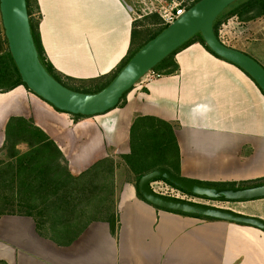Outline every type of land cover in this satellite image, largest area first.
<instances>
[{
	"label": "crops",
	"instance_id": "1",
	"mask_svg": "<svg viewBox=\"0 0 264 264\" xmlns=\"http://www.w3.org/2000/svg\"><path fill=\"white\" fill-rule=\"evenodd\" d=\"M130 1L134 7L126 0H37L40 38L54 69L74 79L108 74L128 51L133 20L177 3ZM252 23L249 49L231 47L264 67V16ZM233 24L231 18L223 22L221 36L231 32ZM3 34L0 18V52ZM174 59L176 73L138 81L123 106L95 116L75 119L23 85L0 92V168L11 163L12 172L19 166L22 170L27 159L18 166L17 161L31 153L25 142L4 148L7 122L15 116L30 120L57 146L65 165L59 175L68 170L78 176L107 157L119 164L113 181L118 219L114 232L108 222L93 218L71 242H56L50 236L65 234L63 227L47 224L38 230L33 217L6 214L0 217V259L7 264H264L263 231L157 209L137 196L134 179L120 158L130 150L133 119L154 116L173 127L182 177L226 182L264 176V94L258 85L199 42L178 51ZM35 168L31 179L22 173L13 186H42L33 178ZM31 198L48 206L53 201L50 196Z\"/></svg>",
	"mask_w": 264,
	"mask_h": 264
},
{
	"label": "trees",
	"instance_id": "2",
	"mask_svg": "<svg viewBox=\"0 0 264 264\" xmlns=\"http://www.w3.org/2000/svg\"><path fill=\"white\" fill-rule=\"evenodd\" d=\"M177 1L180 2L179 6L181 8L187 9L198 0ZM26 4L32 36L41 63L57 81L70 89L85 93H94L104 88L140 47L168 25L164 24L161 17L155 12L135 18L132 22L128 51L119 64L108 74L89 79H74L58 73L48 61L40 38L39 20L41 14L37 0H26ZM35 12L38 14L37 18H34ZM263 15L264 0H238L230 4L218 15L214 21L213 29L216 36L219 38V27L227 19L233 16H238L241 19H252ZM194 42H199L210 53L223 59L211 51L203 41L201 34L197 33L160 61L152 70L158 75L176 73L179 68L174 59L175 54ZM18 85H23L27 88L21 81V77L11 58L3 34V49L0 52V92L10 91ZM131 89L123 93L116 107L124 105L126 94ZM71 115L75 119L86 117L79 114ZM5 132L6 143L4 144V148L12 149L14 148V144L25 142L31 149L32 154L25 155L22 159L17 161L16 166H18L19 162L21 163V160L27 159L26 164L22 166L23 171L19 166L17 170L12 172L11 163H7L3 168H0V217L6 214L31 216L35 219L36 228L38 230L47 224H49L50 227H63L66 232L65 234H52L50 238L56 242L64 243L74 240L85 224L93 218H101L108 222L112 232L117 229L118 219L115 212L114 200L112 199L114 195V171L119 166L117 161L111 157H107L98 160L78 176H72L68 170H66L65 176L62 175V172H60L59 175V168L62 169V166L65 167L64 158L57 146L39 127L33 125L30 120L15 116L9 118ZM129 146V152L121 155L120 158L127 170L134 176L136 194L140 199L149 203L138 190V181L142 175L154 169L164 168L182 177L180 174L179 146L170 123L154 116H136L130 126ZM31 162H33L32 167H30ZM34 165H36V168L35 172L32 173L33 178L35 180L39 178L41 183H43L42 186L15 188L13 182L20 174L23 173L25 178L31 179V169ZM186 179L217 187H242L264 183V176L251 180L226 182ZM158 180L164 181L168 185L186 194L196 196L176 187L165 179L158 178L154 181ZM15 194H17V198L14 197ZM38 195L43 198L50 196L53 200L51 202L52 205L48 206V202L33 203L31 197ZM21 197H28L29 200L21 202ZM16 199H18V201L14 202ZM46 206H48V210L45 209ZM153 206L157 209L180 215L217 220L214 218L171 211L155 205ZM0 264L7 263L0 259Z\"/></svg>",
	"mask_w": 264,
	"mask_h": 264
},
{
	"label": "water",
	"instance_id": "3",
	"mask_svg": "<svg viewBox=\"0 0 264 264\" xmlns=\"http://www.w3.org/2000/svg\"><path fill=\"white\" fill-rule=\"evenodd\" d=\"M236 1L238 0H198L140 47L115 77L94 93L70 89L45 69L32 36L26 0H0V18L9 53L27 88L60 111L89 117L115 108L123 93L197 33L201 34L211 51L244 70L264 93V67L244 51L223 43L213 29L218 15ZM158 178L200 198L217 201L262 199L264 183L242 187L210 186L177 176L164 168L154 169L142 175L138 181L140 194L152 205L247 225L264 232V220L261 218L156 192L151 183Z\"/></svg>",
	"mask_w": 264,
	"mask_h": 264
},
{
	"label": "rangeland",
	"instance_id": "4",
	"mask_svg": "<svg viewBox=\"0 0 264 264\" xmlns=\"http://www.w3.org/2000/svg\"><path fill=\"white\" fill-rule=\"evenodd\" d=\"M126 1L131 6L134 7L133 3L130 0H126ZM174 1L179 2L177 0H174ZM37 16H38V14H37V12H35L34 18H37ZM263 16H259V17L252 18V19H241L238 16H233V17H231V19H233V21H234V24L231 28L232 33L228 32L227 34H222V36H221V33H219V30H218V34H219V36H221L222 40H224L227 44H229L228 46H233V45L239 46V47H242V48L247 50V49H249L248 46H249L251 38H252V27L254 26L252 21L259 19ZM257 25L259 26L260 23L258 22ZM229 29L230 28H228L227 30H229ZM253 29H254V27H253ZM129 175H131V177L134 178V176L132 174H129ZM151 187L156 192L163 194V195H166V196H171V197H176V198L184 199V200H188V201H194V202H199V203H203V204H207V205L221 207V208L229 209V210L234 211L236 213L258 217V218H261L264 220V198L256 199V200H250V201L208 200V199H203L200 197H196V196L186 194V193L168 185L167 183H165L164 181H161V180L153 181L151 183Z\"/></svg>",
	"mask_w": 264,
	"mask_h": 264
},
{
	"label": "built area",
	"instance_id": "5",
	"mask_svg": "<svg viewBox=\"0 0 264 264\" xmlns=\"http://www.w3.org/2000/svg\"><path fill=\"white\" fill-rule=\"evenodd\" d=\"M179 5L180 2H177L173 6H164L158 11V14L161 17L164 24H169L173 22L179 15H181L184 12L185 8H181ZM157 75L158 74L155 71L150 70L140 80L150 81L152 78L156 77Z\"/></svg>",
	"mask_w": 264,
	"mask_h": 264
}]
</instances>
